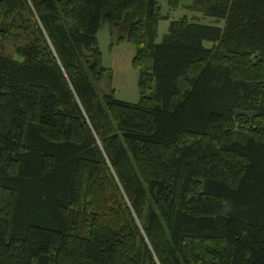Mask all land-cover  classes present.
Here are the masks:
<instances>
[{"label":"trees","instance_id":"16d2710c","mask_svg":"<svg viewBox=\"0 0 264 264\" xmlns=\"http://www.w3.org/2000/svg\"><path fill=\"white\" fill-rule=\"evenodd\" d=\"M192 1L223 23L157 40L159 0H0V264H264V0ZM105 13L136 101L91 81Z\"/></svg>","mask_w":264,"mask_h":264},{"label":"rangeland","instance_id":"374dc122","mask_svg":"<svg viewBox=\"0 0 264 264\" xmlns=\"http://www.w3.org/2000/svg\"><path fill=\"white\" fill-rule=\"evenodd\" d=\"M159 3L160 12L166 18L159 21L157 40H160L163 33L167 31L172 19L184 15L195 21L223 23V20H217L206 15L202 7L196 5L192 0H183L175 8L169 7L166 0H159ZM18 20L20 21V19ZM120 32V26L114 24L106 13L101 16L97 32V45L102 54L104 73L99 78L91 76V81L99 95L112 91L120 99L136 101L139 98L138 73L131 62L135 47L126 40L118 41L117 38ZM24 42H26L24 33L21 32L20 35L13 33L0 41V49L15 59L21 60L17 47L24 44Z\"/></svg>","mask_w":264,"mask_h":264}]
</instances>
